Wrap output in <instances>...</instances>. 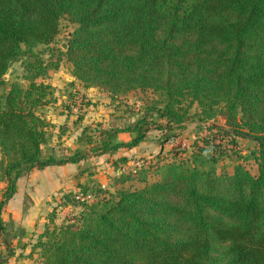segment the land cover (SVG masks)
Instances as JSON below:
<instances>
[{"label": "trees", "instance_id": "trees-1", "mask_svg": "<svg viewBox=\"0 0 264 264\" xmlns=\"http://www.w3.org/2000/svg\"><path fill=\"white\" fill-rule=\"evenodd\" d=\"M63 17L75 29L62 56L84 88L158 97L149 108L156 119L147 111L134 124L111 121L95 153L135 148L151 127L222 125L207 126L212 137L188 160L155 168V182L137 171L139 189L78 183L93 200L82 204L63 194L81 211L45 226L32 247L41 264H264V0H0V234L20 177L86 158L42 149L49 123L36 110L50 86L37 82L48 67L34 50L55 43ZM23 59L26 87L6 89L9 64ZM121 133L127 142L116 140ZM227 138L253 143L256 175L239 165L216 173Z\"/></svg>", "mask_w": 264, "mask_h": 264}, {"label": "rangeland", "instance_id": "rangeland-1", "mask_svg": "<svg viewBox=\"0 0 264 264\" xmlns=\"http://www.w3.org/2000/svg\"><path fill=\"white\" fill-rule=\"evenodd\" d=\"M74 29L75 26L69 23L66 17L61 18L59 34L55 43L49 48L39 46L34 50L35 53L40 54L41 59L48 67L46 75L38 79L37 82L50 86L46 104L39 107L36 112L40 117L65 114L66 112L67 116H73V120L69 122L70 132L65 134L67 131L66 124H61L57 131L58 133L55 135L57 137L60 134H65L64 137H72L70 138L69 151H66L65 156H70L75 151L86 155L85 159L78 162L81 163L79 167L85 166L86 170L82 175H79L78 183L81 185L88 187V189L97 190L99 188L109 193H113L118 189H139L143 187V183L135 177L137 171L140 169L144 172L146 171L147 180L155 182L158 179L155 168L168 162H178L182 159L188 160L191 154L197 150V146L203 145V140L212 137L214 132L207 129V126L211 124L222 125L221 119L218 118L205 125L200 122L187 121L179 127L172 125L170 129L155 130L151 127L146 134V140L135 148L119 149L113 154L99 155L95 153L94 149L100 145V133L109 129L111 121L120 118L124 124H134L147 111L149 117L156 119V116H153V111H150L149 108L154 101H158V97L150 92L139 91L111 96L107 91L99 87L84 88L83 84L73 77L71 63L65 56H62ZM53 49L61 51V55ZM23 62L24 59L14 63L9 68L8 73L4 77L7 84L6 89L12 83L26 87L27 82L24 80ZM55 64L57 65L56 69ZM195 111H197V108L193 107L192 113ZM159 122L163 126L166 125L164 121ZM51 130H53V127L49 124L43 146H46L47 141L52 137ZM121 134L124 135L119 134L116 140L127 142L129 135L127 133ZM229 141V138L221 141L225 153L221 157L215 156L218 160L215 166L216 173L219 175L231 174L233 167L239 165L249 171L251 175H256V164L252 156L254 151L253 143L247 139L236 138L237 145L233 147ZM122 158H125V160H122ZM35 170L23 177L31 173L32 176ZM78 183H74L71 186L68 185V189L63 194L68 195L69 199H74V203L82 204L81 201L91 203L93 201L91 198L88 196L83 197L79 194ZM5 189L6 184L0 181V201ZM62 195L57 199L52 197V201L45 203L44 211L39 210L42 215L40 217L43 219L40 220L39 217V221L37 219L34 227L26 235L24 234L26 247L22 249V253H18L16 264L18 262L21 264H41L38 251H33L32 247L38 241V236L43 233L45 226L50 228L53 225L61 226L66 221L73 219L81 211L80 204L73 206L70 202H66L67 199L61 200ZM73 195H77L76 198ZM25 200L23 201V211H26L31 206L29 197H25ZM52 212H55V216L50 221L49 215ZM15 228L14 233L20 236L21 230L17 229V227ZM4 247L0 236V259H2V262L4 260L7 261V258H12L9 251L11 248Z\"/></svg>", "mask_w": 264, "mask_h": 264}, {"label": "crops", "instance_id": "crops-1", "mask_svg": "<svg viewBox=\"0 0 264 264\" xmlns=\"http://www.w3.org/2000/svg\"><path fill=\"white\" fill-rule=\"evenodd\" d=\"M65 114L42 116V118L53 127V130L50 131L52 137L47 141L46 146H42L43 150L59 148L64 153V156L67 153L66 151H69L71 145L70 138L72 137H64V135L66 133L68 134L71 130L69 129V122L73 120V116H67V114ZM61 124H66L67 131L65 134H60L56 137L55 134L58 133L57 131ZM127 138H129V136ZM80 165L81 163H68L60 166H48L41 170H35V173L33 172L34 174L32 176L31 173L28 176L17 180L15 194L7 201L1 211V219L7 227V230L3 231L0 236L2 237L4 246L9 249L11 248L9 250L11 254L10 257L13 258H7L8 260H4L3 264H16L18 253H22V249L26 247L24 244V242H26V233L34 227L37 219L42 216L39 210L44 211L45 203L52 201V197L56 199L59 198L64 192H66V189H68L69 186L78 183L79 175L86 172L85 166L79 167ZM25 197H29L31 206L26 211H23V201L25 200ZM41 219L43 218L40 217V220ZM15 227L21 230L20 236L14 233L16 229ZM11 242L13 245H10ZM17 264L21 263L18 262Z\"/></svg>", "mask_w": 264, "mask_h": 264}, {"label": "water", "instance_id": "water-1", "mask_svg": "<svg viewBox=\"0 0 264 264\" xmlns=\"http://www.w3.org/2000/svg\"><path fill=\"white\" fill-rule=\"evenodd\" d=\"M11 67V63L9 64V68ZM8 73V71H6V74Z\"/></svg>", "mask_w": 264, "mask_h": 264}]
</instances>
